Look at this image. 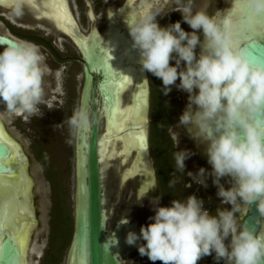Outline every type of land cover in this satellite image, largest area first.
Instances as JSON below:
<instances>
[{
	"label": "clouds",
	"instance_id": "obj_1",
	"mask_svg": "<svg viewBox=\"0 0 264 264\" xmlns=\"http://www.w3.org/2000/svg\"><path fill=\"white\" fill-rule=\"evenodd\" d=\"M141 2L143 10L125 21L142 69L162 81L164 95L173 85L188 93L182 113L168 129L175 147L174 171L204 187L211 176L220 202L231 207H218L213 215L195 194L174 198L169 205H162L160 196L151 197L154 215L141 225L139 234L129 230L126 243L144 241L137 245L139 254L162 264H197L212 254L217 264H261L264 231L255 232L236 215L241 205L256 202L261 217L257 223L264 224V59L250 55L251 17H224L222 23L216 14L207 13V0ZM247 2L252 13H264V0ZM28 6L29 0H13L9 15L21 17ZM169 11L179 12L191 31L182 28L180 20L161 25L157 16ZM53 75L59 80L61 70L53 72L37 44L17 40L4 46L0 51V103L4 104L0 119L37 114L47 102L46 77ZM103 116L102 110L81 103L62 123L76 137ZM181 129L205 144L210 170L201 166L196 172H185V161L192 153L178 148ZM221 178H227L229 187ZM175 183L170 181V186Z\"/></svg>",
	"mask_w": 264,
	"mask_h": 264
},
{
	"label": "rangeland",
	"instance_id": "obj_2",
	"mask_svg": "<svg viewBox=\"0 0 264 264\" xmlns=\"http://www.w3.org/2000/svg\"><path fill=\"white\" fill-rule=\"evenodd\" d=\"M67 1L77 25L76 28L80 31L79 33L87 36L90 34V29L93 30L95 27L97 29L95 32L101 36L108 27L107 19L109 15H114L117 9L120 8L126 0ZM207 2L208 6L206 11L210 16L214 15V13L221 8L222 0H207ZM135 6H137V3H134L131 7L129 6L128 11L134 12L133 10H135V8L133 9V7ZM10 8V6H0V33L12 35L19 40L31 41L37 44L45 54L46 62L53 72L61 70V77L59 80H56L54 75L46 77V81L49 82L45 89L47 102L39 106L40 111L37 114L31 116H14L11 119H1L6 132L22 146L21 148H23L27 156V171L34 183L32 189L34 194L33 202L35 210L37 211L38 223L32 231V227L34 226L32 225L33 221L31 219L32 206L28 197L27 206L30 211L27 215H30V218L27 219L30 222V226H32L30 232H33V234L31 233L32 237L30 233L29 236H27L26 262L27 264H67V255L70 249L75 224L74 160L76 137L70 135L67 124L62 123V121H66L67 118L71 116L74 108L80 105L82 64L78 50L71 40L56 32L50 22L33 15L27 7L21 17H12L9 15ZM89 9L93 13L92 18L88 15ZM128 18H130V15ZM122 20L126 23L125 20L127 19L123 18ZM157 20L161 25H167L180 20L181 25H185L187 31H191L189 26L183 22L181 14L176 11H169L167 14L158 15ZM199 35L200 38H202V31H199ZM48 44H50L51 47ZM55 52L58 55H56ZM146 73L151 93V85L153 88V82H155L153 78L155 76L147 71ZM161 82L162 81L156 77L155 83L161 85ZM176 83H179V79ZM169 94L171 95L173 106L176 97L181 96L183 99L182 104L184 106L186 105L187 92L179 90L173 85ZM127 95L128 93L125 96ZM48 105H51L50 109ZM3 108L4 104L0 103V110ZM183 109L184 107L182 111ZM148 118V135L150 136V109ZM100 127V130H102V120L100 121ZM183 131L184 129L180 131L178 148H180L179 146L183 147ZM172 142L174 145V141ZM186 149L190 150L192 155L185 161V172H196L201 166L210 170L211 166L208 163L199 162V159L194 155L190 145H187ZM149 152L154 182L149 187L150 189L148 188L141 203H138L140 196L137 197L135 195L139 176L128 178L123 184H119V173L116 169H119V167H121L122 170L126 169L128 166L127 162L123 165L121 160L112 159L109 164L105 165L106 169L102 172L104 184L103 208L105 210V236L110 239L112 243H118L115 249H118L119 254L125 251H127L126 253L131 251L130 249L127 250L129 244L126 243V234L130 229L128 226H125L124 223H121L122 219H129L135 229L140 228L141 225H146L149 223V217L154 215V208L150 204V198L156 196L162 198L150 142ZM174 152L175 147L172 153L173 170ZM168 177L169 188L170 181H176L174 190L176 192V198L178 197L177 199L183 200L187 195L195 194L197 197L203 199L206 209L210 206V214L213 215L216 213L218 207H231L230 204H222L220 202L221 198L217 196L216 185L213 184L211 176L208 177L207 187L191 182L190 177L179 171H174L171 178L170 175H168ZM188 182H191L190 187L186 186ZM221 183H225L229 187L226 178H221ZM211 188L216 190L214 191L215 197L209 199L207 198L206 192ZM238 213H236L237 216ZM238 218L240 220L239 216ZM29 227L28 230H26L27 234L29 232ZM51 233L54 234V238L52 239L50 238ZM30 237L31 242H29ZM117 237H119V239H116ZM143 242L144 241L141 240L140 243ZM61 243L63 247L58 257L50 261L47 255H49L51 251L55 252L57 250V245ZM134 247V250L125 256L124 264L155 263L150 261L146 255L141 256L138 252L137 245ZM213 255L214 254L201 257V259L197 261V264H204L205 261H211ZM220 264H223V262L221 261Z\"/></svg>",
	"mask_w": 264,
	"mask_h": 264
},
{
	"label": "bare ground",
	"instance_id": "obj_3",
	"mask_svg": "<svg viewBox=\"0 0 264 264\" xmlns=\"http://www.w3.org/2000/svg\"><path fill=\"white\" fill-rule=\"evenodd\" d=\"M5 1L9 2L7 0H0L1 3H4ZM47 3H48V11L44 12L43 9H41L44 12V14L45 15L47 14L48 18L52 20L53 24L55 25L57 29H60V30L62 29L63 31H65V28H67L69 30L65 32L69 33V35L71 33L73 34V32H71L72 30L69 28L70 25L67 24L66 21L64 22L62 26H58L57 24L56 16L58 14H62V8L57 4V0H48ZM134 3H137V6L133 7V9L135 8V10H133L134 12L130 11L132 13L131 15V13L128 11V7L129 6L131 7ZM224 4H223L224 6L222 7V11L220 12L221 15L223 13V17L226 16L227 12L233 7V0H226V2L224 1ZM63 5L66 6L67 13L70 16L71 20L73 21L70 11L67 7L66 0H63ZM143 7L144 5L141 2V0H126L125 5L122 8L121 12L118 11L120 12L119 17L121 16L122 17L121 20H122L127 15H130V16L138 15L143 10ZM90 16H92L91 12H90ZM217 17H219L220 19V15H217ZM110 19H112V21L115 22L114 26L117 25L116 27L112 26L111 28L110 27L111 25H109L107 29L105 28L106 30L104 34L99 36V34L95 32V30L97 29L93 26L95 29L94 28L93 30L90 29L91 34H88L87 36L84 35L85 39L81 40L80 38L77 40L76 38L75 41L77 43L82 42L81 47L78 45L77 46L80 48V51L83 53V57L87 61V65L89 66V69L91 71L99 72L100 74H102V80L100 83H98V87H97L98 96L96 97L98 107H99L98 109L102 110L104 113L103 119H101L102 120V130H100L99 132V140H98V161L100 163V171L103 172L106 169L105 165L109 164L112 161V159L121 160V163H123V165L125 162H127L128 166L126 167V169L122 170L120 168L121 169L120 184H123L125 180H127L128 178L143 175L141 176V178L143 177L142 179L144 180L142 184L139 185V188H138L139 190H141L142 188H145L147 186L146 180L148 181V177L146 179V175L148 176L151 173V170L148 169L150 167V159H149V154H148L149 152H143L142 149L133 147L130 151H128L127 155H121V153L124 151L125 142L124 140L117 139L116 134H113V136L110 138V141L106 145H102L100 143L101 139L105 137V133L108 131V119H109L108 115L104 111V100H103L104 92H102L101 86L102 85L104 86L105 91L113 90L115 83H118V80L113 82L114 78L110 76L108 73H106L103 67H101L98 64L93 65L92 60L90 59V56L92 55L93 46H95L96 48V51H97L96 55L98 56V58H103L105 54L109 57L108 64H109V68L111 69L112 73L119 74V77L121 78L124 76H127L128 80L130 81L128 84L124 86L123 91L120 92L118 96L120 106L122 108H133L134 109L133 112L128 114L129 118L124 121V127L126 131L122 133V135L127 136L128 132L138 133V131H133L134 129L132 126H137L138 124H145L146 115L144 113L145 112L144 108L146 107L142 104V99L140 97V95L143 92L142 90L143 83L147 82L148 89H149L148 76H147L146 70H143L141 64L139 63V54L135 49L132 48V42L130 41V39L127 37V35L124 32L125 27L122 28L123 23L122 22L117 23L115 21L114 15L112 16L110 15ZM71 26L73 27V29H75V31L77 30L76 28L77 25L75 22H74V26L73 25ZM119 30H121L122 32L120 33ZM77 36L79 37L78 34ZM88 38H89V42L87 41ZM136 90H137V96H136L137 103L134 102ZM89 92H90V80L88 81V86H87V93H86L87 99H88ZM127 93L128 95L125 96ZM149 97H150V93H149ZM147 98H148V95H147ZM115 119H116V122L119 123L121 120H124V117L118 115ZM0 130H2V132L4 133V136H5L4 141L5 142H7L8 140L13 141L17 145V148L20 154V159H17V160H14L12 158L14 155L13 152L10 158L6 159L8 156L4 158L6 159V166L8 168L9 167L11 168V172L14 175L10 176L9 174H7L9 176H4L5 185L2 189H0V195H2V199L5 204L10 205L12 209L16 210L15 220H18L20 224L22 225L25 222L26 215L30 211L28 210L27 214L25 215L24 213L20 212L18 208L19 204L25 201L27 203L28 197H30L29 188L31 185H29L28 183L30 181L26 174L27 172L25 170L27 167L26 166L27 157L24 154L23 149L21 148L20 144L13 137H11L8 134V132H6V129L4 128V124L1 121H0ZM146 131L147 129L144 131V133L146 134V138L148 139V135ZM81 137H82V133H81ZM84 140L85 139H81V142L79 145L81 148L79 152V173L81 172V174H85L84 173L85 153L83 149L84 148L83 145L85 142ZM102 147L104 148L103 154L101 153ZM114 151L116 153L115 155L113 154ZM81 165H83V167H81ZM21 171L23 172V180L20 179ZM151 174L153 175V173ZM102 177H103V174H102ZM81 178H82V175H81ZM83 190H84V185L80 180V184H79V198L81 202L80 205H82ZM102 202L104 204V198H102ZM245 207L246 205H242V208L239 211V217L243 215ZM124 225L128 226L130 230H133L137 232V234H139V230L138 229L136 230L129 221L127 223H124ZM31 227L32 226L29 227V232L27 236H29V233L31 236V233H32L30 232ZM102 227L103 229L105 228L104 208L102 209ZM26 230H28V228ZM4 233H9V231L6 230ZM104 239H105V249H108L110 250V252H115L118 254V249H115V246H117L118 243H112L111 240L108 239L106 236H104ZM116 239H119V237H117ZM83 242H84L83 239L81 240L80 243L76 244V241L74 242V253L75 254L73 253V256L71 255L72 256L71 264H82V261L84 262L88 261L86 246ZM140 242L141 240L137 241V244H134V246L138 245ZM130 246H133V245H128L127 250L130 248ZM126 252L127 251H125L124 253ZM25 254H26V247H25L23 256L20 257L21 264H27L26 262L27 258L25 257Z\"/></svg>",
	"mask_w": 264,
	"mask_h": 264
},
{
	"label": "water",
	"instance_id": "obj_4",
	"mask_svg": "<svg viewBox=\"0 0 264 264\" xmlns=\"http://www.w3.org/2000/svg\"><path fill=\"white\" fill-rule=\"evenodd\" d=\"M46 20V19H45ZM49 22L48 20H46ZM51 24V23H50ZM54 28V27H53ZM54 30L58 32L59 34H62L66 37H68L71 42L74 44V46L77 48L80 60L82 62V88H81V97H80V104H85V98L87 93V86L88 81L90 80V92L88 94L87 99V106L93 110L98 109V103H97V87L98 83L102 80V74L99 72H94L89 69V66L87 65V61L83 58V55L78 48V46L75 44V42L72 40V37L70 35H67L66 33L60 32L58 29ZM77 34L81 35L79 30L77 29L75 31ZM121 33L122 31L119 30ZM17 40L7 36V35H0V47H2L1 51L3 50V47L6 45H9ZM250 51L253 52V55L258 58L264 59V35L259 36L257 39H255V47L253 49H250ZM98 54V53H97ZM143 92L140 95L142 99V104L146 107L145 115H146V121L145 124H138L137 126H132L133 131L143 132L144 134V147L142 148L143 152H149V139L146 138V134L144 131L147 129L146 133L148 135V114L150 109V101H149V93H150V87L148 89L147 82L143 83ZM148 95V98H147ZM137 90L135 91V99L134 102L137 103ZM145 128V129H144ZM99 132H100V122L98 124H95L88 128V132L84 133V135L87 137L84 141L83 149L85 153V174L79 173V152H80V142H81V133L82 129L78 136H76V145H75V160H74V169H75V224H74V231L72 235V241L70 245V249L67 255V264H71V257L74 253V242L80 243L81 240H84V244L86 246L87 251V257L88 261L91 262V264H115V261L117 264H124V258L128 253H131L134 250V245L131 246L128 253H121L117 254L115 252H110V250L105 249V230L102 227V209H103V202L102 198L104 196V190H103V177L102 172L100 171V163L98 161V140H99ZM149 136V135H148ZM4 153L0 152V155H3V159L6 158L9 155V150L7 145L4 143ZM150 153V152H149ZM148 153V154H149ZM150 156V154H149ZM121 167H119L118 173H119V184H120V173H121ZM9 169L7 166L0 168V172L3 174L8 173ZM151 170V173H153V170L151 166L148 168ZM149 174L146 175V179L148 177L147 186L145 188H142L139 190V185L142 184L143 180L140 175L139 181L137 184V189L135 191V195L142 196L146 194L148 188L153 184L154 182V175ZM82 175V178H81ZM150 179V180H149ZM80 180L84 185L83 190V198H82V205L79 198V184ZM153 180V181H152ZM150 189V188H149ZM260 213L257 209L256 202H252L251 205L246 206L245 210L243 212V215L240 218L241 222L247 223L250 225L255 232H258L260 226L262 224L257 223V220L260 219ZM129 221V219H127ZM130 222V221H129ZM138 224V223H137ZM140 230V228H136V230ZM76 239V240H75ZM11 240V237L9 234H4L3 236V243L6 245ZM6 248H0V253L6 252ZM75 254V253H74ZM72 255V256H71ZM113 258V259H112ZM19 254H15L14 257H10L8 260L0 259V264H21ZM75 261V260H74ZM261 264H264V260L261 261Z\"/></svg>",
	"mask_w": 264,
	"mask_h": 264
},
{
	"label": "snow or ice",
	"instance_id": "obj_5",
	"mask_svg": "<svg viewBox=\"0 0 264 264\" xmlns=\"http://www.w3.org/2000/svg\"><path fill=\"white\" fill-rule=\"evenodd\" d=\"M57 4L62 8V14H58L56 16L58 26H62L66 21L67 24L73 25L74 22L71 20L70 16L67 13L66 6L63 5V0H57ZM245 14L250 15L251 19L249 21V30L254 33V39L249 42V49H253L255 47V39L259 36L264 35V13H252L249 8L247 0H233V7L227 12L226 16L229 19L231 18H240ZM217 15H221L217 13ZM224 22V19L221 20ZM69 29L65 28V31ZM87 43V42H85ZM96 48L93 46L92 55L90 59L92 60L93 65H100L103 67L110 76L114 78L115 82L118 80V83H115L114 89L105 91L104 86H101L102 92H104L103 100H104V111L108 115V131L105 133V137L101 139L100 143L102 145H106L113 134L117 135V139L124 140L125 147L124 151L121 155H127L128 151H130L133 147L142 149L144 147V134L143 132H128L127 136L122 135L124 133V121L127 120L128 114L133 112V108H122L120 106V102L118 99L119 93L123 91L124 86L128 84L130 81L127 76L119 77V74L112 73L109 68L108 60L109 57L105 54L103 58H98L96 55ZM250 55L253 58H256L253 55V52L250 51ZM85 104L87 105V98H85ZM123 116L124 120H121L119 123L116 122L117 116ZM88 132V128L82 129V139H86L87 137L84 133ZM4 140L5 136L2 130H0V152L4 153ZM11 151L14 153L13 159H20L19 150L17 145L11 141H7ZM104 148H101V153L103 154ZM115 155V151L113 152ZM6 166V161L3 159V155H0V168ZM83 167V165H81ZM9 174L14 175L9 169ZM21 180H23V172L21 171ZM30 185V182H28ZM5 185V177L2 172H0V189H2ZM19 211L24 213L25 215L28 212V206L26 201L18 205ZM16 210L12 209L10 205H7L3 202L2 195H0V248H6V252L0 253V259L8 260L10 257H14L15 254H19L20 257L23 256L26 247L27 240V232L26 229L30 226V222L28 219H25V222L21 225L18 220H15ZM8 230L11 240L5 245L3 243L4 232ZM113 259V258H112ZM82 264H91L90 261L84 262ZM115 264L117 262L115 261Z\"/></svg>",
	"mask_w": 264,
	"mask_h": 264
},
{
	"label": "trees",
	"instance_id": "obj_6",
	"mask_svg": "<svg viewBox=\"0 0 264 264\" xmlns=\"http://www.w3.org/2000/svg\"><path fill=\"white\" fill-rule=\"evenodd\" d=\"M48 45L51 47L50 44ZM56 55L58 54L56 53ZM153 81L156 82V77L153 78ZM155 82H153V88L151 85L150 93L151 97L149 142L156 167V174L159 181V186L162 191L163 205H169L171 200L176 198V195L173 189H171V187L169 188L168 175L172 170L171 163L169 162V160L171 158L172 151L171 142L168 136L166 135L165 128L168 125L174 123L176 117L174 113L171 95L169 93L167 95H164L162 93V84L159 85ZM50 238H54V234L51 233ZM62 247V243L58 244L57 250L55 252L51 251V253L47 255L50 258V261H53V259H56L58 257ZM154 264L162 263L157 260ZM204 264H217V262L213 259L212 261L206 262Z\"/></svg>",
	"mask_w": 264,
	"mask_h": 264
},
{
	"label": "flooded vegetation",
	"instance_id": "obj_7",
	"mask_svg": "<svg viewBox=\"0 0 264 264\" xmlns=\"http://www.w3.org/2000/svg\"><path fill=\"white\" fill-rule=\"evenodd\" d=\"M7 1H11L10 3L9 2H4V3H1L0 2V6H2V7H11V5H12V2H13V0H7ZM47 1L48 0H29V6L27 7L31 12H32V14L33 15H35V16H37V17H39V18H43V19H46V20H48L50 23H51V25L55 28V29H57L56 27H55V25L53 24V22H52V20L50 19V18H48V16H47V14L45 15L44 14V12H46V11H48V3H47ZM224 1L226 2V0H222V4H221V8L218 10V11H216L215 13H214V15L216 14L217 15V13H220L221 11H222V7L225 5L224 4ZM229 2V1H228ZM9 3V4H8ZM66 3H67V7H68V9H69V11H70V14H71V16H72V19H73V21L75 22V20H74V17H73V15H72V13H71V10H70V8H69V5H68V1L66 0ZM6 4V5H5ZM37 4V5H36ZM224 4V5H223ZM230 4H232V3H230ZM124 5H125V2H124V4L121 6V7H124ZM118 8L117 9V11H116V13L114 14V17H115V21L117 22V23H123L122 24V28H124V32H125V34L127 35V37L130 39V41H131V37H130V35H128V28H127V24L123 21V20H121V18L119 17V14H120V12H121V10H122V8ZM41 9H43V11L41 10ZM39 13H37V12ZM118 11H120V12H118ZM91 13H92V11H90ZM90 12L88 13V15H89V17L91 18L92 16H93V13H92V16H90ZM43 13V14H42ZM131 13V12H130ZM131 15H132V13H131ZM128 16L129 15H127L126 17H125V19H129L128 18ZM117 17V18H116ZM130 17H132V16H130ZM218 19H219V17H217ZM224 17H223V13H222V15H220V20H222ZM118 19V20H117ZM119 21V22H118ZM112 23V24H111ZM114 23L115 22H113L112 21V19H110V15H109V17H108V19H107V26H109V25H111L110 27L112 28V26H114ZM116 23V24H117ZM117 26V25H116ZM116 26H114V27H116ZM181 27L182 28H184L186 31H187V28H186V26L185 25H181ZM69 28L72 30L71 32H73V34L71 35L70 34V36L72 37V40L75 42V44L76 45H78V46H80L81 47V45H82V42H80V43H77L75 40H76V38H77V40L78 39H80L81 38V40L82 39H85L84 38V35H79V37L77 36V33L75 32V29H73V27L70 25L69 26ZM60 32H62V33H66L65 31H63L62 29L60 30V29H58ZM67 35H69V33H66ZM90 34H91V31H90ZM0 35H6V34H2V33H0ZM7 36H9V37H11V38H13V39H15V40H19V39H17V38H15V37H13L12 35H7ZM75 36V37H74ZM75 38V39H74ZM89 38H90V36H89ZM89 38L87 39V41L89 42ZM201 40H203V36H202V38H200ZM132 42V41H131ZM79 48V47H78ZM1 49H2V47H0V51H1ZM80 49V48H79ZM199 51H200V47H199V45L197 46V48H196V52L197 53H199ZM82 53V52H81ZM82 55H83V53H82ZM84 58V57H83ZM85 59V58H84ZM172 63H174V62H172ZM81 64H82V62H81ZM182 101H183V99H182V96L181 97H176V100H174V106H173V108H174V113H175V117H176V120H175V122L174 123H172L173 125L176 123V121L178 120V117H179V115L182 113V108L183 107H185L183 104H182ZM0 121L2 122V120L0 119ZM169 127H170V125H168L166 128H165V132H166V135L168 136V138L170 139V142H171V151H172V153H173V149H174V145H173V140H172V138H171V136H170V134H169ZM5 128V127H4ZM182 137H183V139H182V141H184V143H183V147L182 146H179L181 149H186L187 148V145H190V147H191V149H192V151H193V153H194V155L199 159V162H204V163H207V155H206V152H205V144L204 143H197L194 139H192L188 134H187V132L184 130L183 131V133H182ZM148 139H149V136H148ZM4 143L7 145V147H8V150H9V155H8V157L6 158V159H8V158H10V156H11V154H12V151H11V149H10V147H9V145H8V143L7 142H5L4 141ZM22 147V146H21ZM23 149V148H22ZM24 152V151H23ZM172 153H171V158H170V160H169V162L171 163V167H172V170L170 171V173H169V175H170V178H171V175L172 174H174V170H173V157H172ZM24 154H25V152H24ZM26 155V154H25ZM27 157V156H26ZM6 159H4L5 161H6ZM10 168V167H9ZM11 169V168H10ZM26 174H27V176H28V178H29V181L31 182V186H30V188H29V199H30V202H31V206L33 207H31V213H32V216H31V219H32V221H33V229L32 230H34V227L35 226H37V223H38V219H37V211L35 210V205H34V202H33V199H34V194H33V185H34V183H33V180H32V178H31V176L29 175V173H28V171H27V167H26ZM172 172V173H171ZM7 174H9V172L8 173H5V174H3L4 176H9V175H7ZM169 178V177H168ZM172 181V180H171ZM226 182H227V178H226ZM224 184V186L227 188L228 186H227V184H225V183H223ZM171 187V189H173V191H174V193L176 194V192H175V190H174V184L173 185H171L170 186ZM216 189H217V187H216ZM214 191H216L214 188H211L210 190H208L207 192H206V194H207V198H209V199H211V198H214L215 197V192ZM162 192V191H161ZM161 195H162V193H161ZM178 198V197H177ZM161 204L163 205V201H162V198H161ZM209 208H210V206H208V210H209ZM242 208V205L240 206V209ZM211 210H209V212H210ZM238 216H239V213H238ZM27 218H30V216L29 215H26V219ZM241 218V217H240ZM264 231V224H262L261 226H260V228H259V230H258V232L257 233H259L260 231ZM5 235L6 234H9V233H4ZM32 234H33V232H32ZM31 237H32V235H31ZM31 237H30V239H29V242H31ZM213 258L211 259V261L214 259V255L212 256ZM206 262H208V261H205V263ZM210 262V261H209Z\"/></svg>",
	"mask_w": 264,
	"mask_h": 264
}]
</instances>
